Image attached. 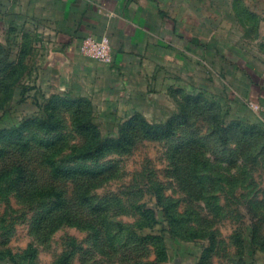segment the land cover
<instances>
[{
    "label": "rangeland",
    "instance_id": "obj_1",
    "mask_svg": "<svg viewBox=\"0 0 264 264\" xmlns=\"http://www.w3.org/2000/svg\"><path fill=\"white\" fill-rule=\"evenodd\" d=\"M159 1L198 53L114 95L0 0V264H264V0Z\"/></svg>",
    "mask_w": 264,
    "mask_h": 264
},
{
    "label": "crops",
    "instance_id": "obj_2",
    "mask_svg": "<svg viewBox=\"0 0 264 264\" xmlns=\"http://www.w3.org/2000/svg\"><path fill=\"white\" fill-rule=\"evenodd\" d=\"M13 1L15 12L37 25L50 66L68 75H89L114 95L140 89L169 61L182 62L198 53L195 38L183 45L182 21L159 0ZM87 35L108 39L109 64L80 55V42ZM244 79L245 84L264 90L253 77L246 74Z\"/></svg>",
    "mask_w": 264,
    "mask_h": 264
},
{
    "label": "built area",
    "instance_id": "obj_3",
    "mask_svg": "<svg viewBox=\"0 0 264 264\" xmlns=\"http://www.w3.org/2000/svg\"><path fill=\"white\" fill-rule=\"evenodd\" d=\"M79 53L89 60L102 64H109L112 60L109 41L106 37L85 36L80 42Z\"/></svg>",
    "mask_w": 264,
    "mask_h": 264
}]
</instances>
